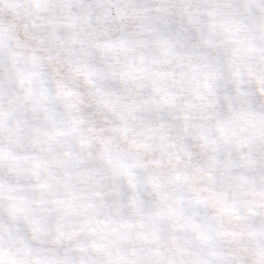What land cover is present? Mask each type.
I'll use <instances>...</instances> for the list:
<instances>
[{"label":"snow or ice","instance_id":"obj_1","mask_svg":"<svg viewBox=\"0 0 264 264\" xmlns=\"http://www.w3.org/2000/svg\"><path fill=\"white\" fill-rule=\"evenodd\" d=\"M0 264H264V0H0Z\"/></svg>","mask_w":264,"mask_h":264}]
</instances>
